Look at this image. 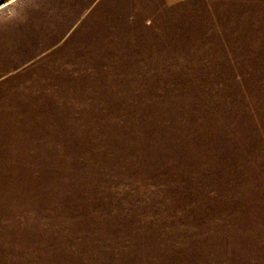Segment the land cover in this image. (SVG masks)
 <instances>
[{
    "label": "rangeland",
    "instance_id": "obj_1",
    "mask_svg": "<svg viewBox=\"0 0 264 264\" xmlns=\"http://www.w3.org/2000/svg\"><path fill=\"white\" fill-rule=\"evenodd\" d=\"M0 264H264V0H0Z\"/></svg>",
    "mask_w": 264,
    "mask_h": 264
}]
</instances>
